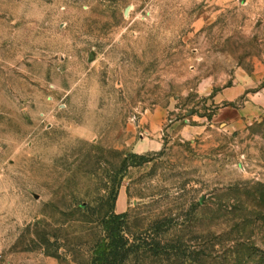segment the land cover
<instances>
[{
  "label": "rangeland",
  "instance_id": "374dc122",
  "mask_svg": "<svg viewBox=\"0 0 264 264\" xmlns=\"http://www.w3.org/2000/svg\"><path fill=\"white\" fill-rule=\"evenodd\" d=\"M112 196L125 264H264V0H0V264H89Z\"/></svg>",
  "mask_w": 264,
  "mask_h": 264
},
{
  "label": "trees",
  "instance_id": "16d2710c",
  "mask_svg": "<svg viewBox=\"0 0 264 264\" xmlns=\"http://www.w3.org/2000/svg\"><path fill=\"white\" fill-rule=\"evenodd\" d=\"M114 200L112 196L110 214L102 218L103 235L93 247L89 264H125L139 250L153 255L165 253L168 244L152 232L153 226L137 234L129 235L125 231L126 213L113 211Z\"/></svg>",
  "mask_w": 264,
  "mask_h": 264
}]
</instances>
